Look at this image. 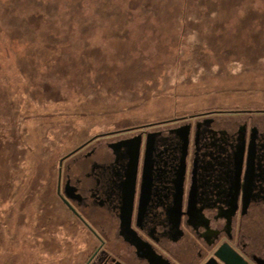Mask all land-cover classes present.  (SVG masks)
<instances>
[{"label": "rangeland", "instance_id": "rangeland-1", "mask_svg": "<svg viewBox=\"0 0 264 264\" xmlns=\"http://www.w3.org/2000/svg\"><path fill=\"white\" fill-rule=\"evenodd\" d=\"M233 108H264V0H0V264L99 246L129 264L59 200L60 159L101 130Z\"/></svg>", "mask_w": 264, "mask_h": 264}, {"label": "flooded vegetation", "instance_id": "flooded-vegetation-1", "mask_svg": "<svg viewBox=\"0 0 264 264\" xmlns=\"http://www.w3.org/2000/svg\"><path fill=\"white\" fill-rule=\"evenodd\" d=\"M56 190L125 263L264 264V108L98 131L62 156ZM103 250L85 264H111Z\"/></svg>", "mask_w": 264, "mask_h": 264}, {"label": "water", "instance_id": "water-1", "mask_svg": "<svg viewBox=\"0 0 264 264\" xmlns=\"http://www.w3.org/2000/svg\"><path fill=\"white\" fill-rule=\"evenodd\" d=\"M231 264H245L244 262H242L241 260L240 261H238V263H236L235 261L233 262V263H231Z\"/></svg>", "mask_w": 264, "mask_h": 264}]
</instances>
